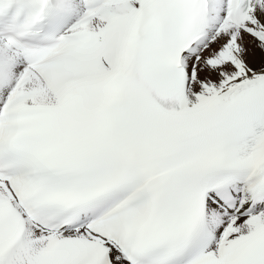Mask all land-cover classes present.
<instances>
[{
    "label": "snow or ice",
    "instance_id": "snow-or-ice-1",
    "mask_svg": "<svg viewBox=\"0 0 264 264\" xmlns=\"http://www.w3.org/2000/svg\"><path fill=\"white\" fill-rule=\"evenodd\" d=\"M0 264H264V0H0Z\"/></svg>",
    "mask_w": 264,
    "mask_h": 264
}]
</instances>
